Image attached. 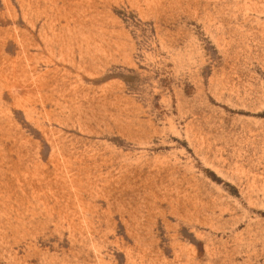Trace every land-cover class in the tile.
Masks as SVG:
<instances>
[{
	"label": "rangeland",
	"instance_id": "1",
	"mask_svg": "<svg viewBox=\"0 0 264 264\" xmlns=\"http://www.w3.org/2000/svg\"><path fill=\"white\" fill-rule=\"evenodd\" d=\"M0 264H264V0H0Z\"/></svg>",
	"mask_w": 264,
	"mask_h": 264
}]
</instances>
